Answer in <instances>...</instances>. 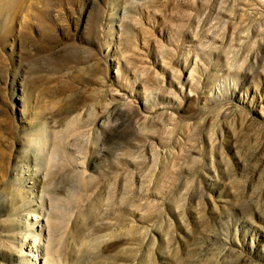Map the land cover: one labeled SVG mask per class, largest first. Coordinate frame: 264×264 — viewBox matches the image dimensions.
<instances>
[{
	"label": "rangeland",
	"instance_id": "1",
	"mask_svg": "<svg viewBox=\"0 0 264 264\" xmlns=\"http://www.w3.org/2000/svg\"><path fill=\"white\" fill-rule=\"evenodd\" d=\"M17 4L0 264L35 259L43 212L53 264H264V0Z\"/></svg>",
	"mask_w": 264,
	"mask_h": 264
},
{
	"label": "bare ground",
	"instance_id": "2",
	"mask_svg": "<svg viewBox=\"0 0 264 264\" xmlns=\"http://www.w3.org/2000/svg\"><path fill=\"white\" fill-rule=\"evenodd\" d=\"M17 1L18 0H0V12L3 13L4 11H9L12 9H15L17 7ZM47 130H45L46 132ZM44 132V141H43V147L42 150L40 149V151L46 150V146L48 145L49 141L48 139L45 137L46 133ZM84 153L83 156L80 157H76L77 159V164L79 165V167H82L81 171L82 173L86 172V162L88 160V154H89V147L87 148V150ZM75 155V154H74ZM79 156V155H78ZM39 213V212H38ZM33 215H37L36 213H34ZM44 212L41 214H38L39 219H37V217L35 216L36 221L32 224H30L29 226V230H28V234L27 236H25V242L24 244H28L29 245V252L31 254V256H33L35 259L33 260H29L28 264H53L52 263V259L49 255V253H47L46 249V244L43 243V234L44 231H46V229H48V222L49 220L47 219V216L45 218V222H42L41 217L44 216ZM45 217V216H44ZM40 227H37V226ZM40 230V232L38 231ZM33 235V240H29V237ZM60 260V259H58ZM58 263V262H57Z\"/></svg>",
	"mask_w": 264,
	"mask_h": 264
}]
</instances>
